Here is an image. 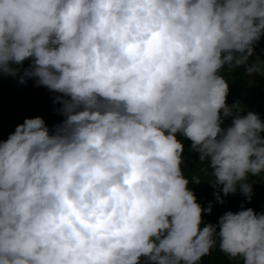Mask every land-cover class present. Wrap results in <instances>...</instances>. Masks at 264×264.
I'll return each mask as SVG.
<instances>
[{
	"label": "clouds",
	"instance_id": "obj_1",
	"mask_svg": "<svg viewBox=\"0 0 264 264\" xmlns=\"http://www.w3.org/2000/svg\"><path fill=\"white\" fill-rule=\"evenodd\" d=\"M262 36L264 0H0V74L60 94L64 117L25 118L0 141V264H200L217 238L264 264V212L204 223L213 206L188 187L178 138L212 169L218 203L238 187L251 201L264 121L226 103L220 72L260 73Z\"/></svg>",
	"mask_w": 264,
	"mask_h": 264
},
{
	"label": "trees",
	"instance_id": "obj_2",
	"mask_svg": "<svg viewBox=\"0 0 264 264\" xmlns=\"http://www.w3.org/2000/svg\"><path fill=\"white\" fill-rule=\"evenodd\" d=\"M264 46V36L255 46ZM254 56L249 58L248 63L253 64ZM31 60H26L21 65V74L23 69L27 68ZM222 75L229 83V93L226 103L232 106L238 103L243 109L240 115H246L251 111L259 115L261 121H264V88L257 84H249L246 67L230 68L225 65L221 69ZM60 95L51 92L44 86H37L35 78L27 79L26 83H20L19 76L12 77L0 74V108L6 111V118L11 122L13 127L22 124L25 118L42 117L50 130L61 123L64 117L58 113L57 109L61 107L60 103L55 102V97ZM232 118H224L222 128L231 126ZM15 128L11 133L15 131ZM5 127L0 124V135L4 136ZM3 133V134H2ZM264 136V133H261ZM9 135L5 136L7 140ZM185 145L183 154V164L181 165L184 176L189 180V188H192L197 202L207 208L209 203L212 204V213L209 215L203 213L204 223H218V218L227 211L236 213L241 210V205L246 208H252L255 212H264V172L259 175L249 174L246 183L252 185V198L248 202L247 198L240 191L239 187L235 194L223 196L225 203L220 204L215 199L217 192L210 184L214 182L215 177L212 169L206 163L199 161V154L191 150V141L185 137H178ZM193 177L200 179V184L193 182ZM222 187V186H221ZM219 231V229H217ZM143 264V262H142ZM200 264H243L241 257L231 258L223 253L219 248L217 238L216 246L210 253L202 257Z\"/></svg>",
	"mask_w": 264,
	"mask_h": 264
},
{
	"label": "rangeland",
	"instance_id": "obj_3",
	"mask_svg": "<svg viewBox=\"0 0 264 264\" xmlns=\"http://www.w3.org/2000/svg\"><path fill=\"white\" fill-rule=\"evenodd\" d=\"M253 56H254L253 64L258 63V60L264 62V46L254 45ZM260 67H261L260 73H253L252 75H249L248 83L255 85L257 84L258 86L264 88V64H261ZM0 124H2L5 127V130L3 132L4 136L0 135V141H4L6 140L5 136L9 135L15 127H13L11 122L7 120L6 111H4L1 108H0Z\"/></svg>",
	"mask_w": 264,
	"mask_h": 264
}]
</instances>
